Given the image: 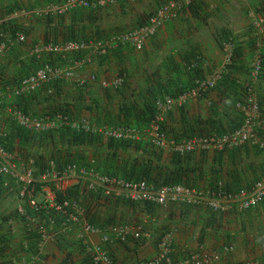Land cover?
Listing matches in <instances>:
<instances>
[{
  "label": "crops",
  "instance_id": "obj_1",
  "mask_svg": "<svg viewBox=\"0 0 264 264\" xmlns=\"http://www.w3.org/2000/svg\"><path fill=\"white\" fill-rule=\"evenodd\" d=\"M54 1L60 0H0V16L3 15L0 18V43L3 40L7 42V48L0 53V84H8L0 86V111L5 118L11 117L10 113L15 108L42 115L70 101L81 104L84 108L82 115L97 122L98 127L125 125L136 129L138 137L133 139L140 140L142 146L151 140L149 128L154 119H150L151 103L161 96L170 95L179 80L186 81L188 76H195L196 60H200L198 66L206 75L210 70L222 67L226 59L222 46L231 33L243 47L239 49L236 67L230 76L235 80L233 83L243 85L247 73L241 64L246 66L251 56L247 40L252 33L250 30H254L251 23H254L256 14L253 11L264 10V0H195L192 6H187L179 16L168 21L159 33L149 37L142 49L122 43L98 50L91 47L95 42L108 41L114 35L139 27L167 0H118L115 4L103 6H77L61 15V28L57 26L53 31L55 22H47L36 30L32 29L36 23L33 17L22 19L25 8ZM9 10L10 14H7ZM61 29L63 34H60ZM73 30L79 41L88 43L90 47L65 56L36 51L39 43L68 41ZM261 30L260 49L264 55V27ZM47 31L48 35H45ZM20 33L25 34V41L16 38ZM43 64L73 70L75 79H82L85 83L78 85L76 81L66 80L67 85L57 98L49 93V88L46 89L49 83L20 96L11 92V87L18 85L20 76L34 72ZM118 77H122L123 82L115 87ZM233 83L227 89L207 91L197 99L190 98L183 106H173L162 123L168 140L164 147L149 143L147 149L137 148L133 141L130 145L109 148L101 145L102 142L87 145L71 143V159L81 161L85 155L86 159L96 163L98 169L105 167L111 170L115 152L124 160L139 156L140 162L143 159L150 161V175L157 176L160 181L166 179L167 173H180L183 164L184 167L196 166V172L204 175V182L215 172L231 190L252 185L264 174V117L257 132L260 142L248 141L238 149V146L225 150L198 149L188 161L176 162L177 151L173 142L186 140L182 139V130L195 128L204 131L205 127L209 130L213 127V119L226 126L243 122L231 103L239 97ZM258 92L264 110V80L258 85L257 95ZM228 119L232 122L228 123ZM0 123L3 122L0 120ZM59 144L62 147V143ZM202 150L206 151L204 155ZM32 161L35 163L34 159ZM9 179V186L2 184L0 187V264H88L77 245L81 242L85 246L82 237L84 216L80 221L70 223L61 216L58 221L50 220L49 224L40 217H14L13 211L23 215L26 210L19 186ZM83 184L84 180L78 182L68 178L59 188L66 191L78 185L81 202L84 194H102L101 200L105 199V204L101 200L102 204H88L91 206L87 220L110 235L111 241L104 245L117 264H146L158 254V244L163 235L173 229L172 264L204 253L213 255V260L206 264L264 263V200L253 208H232L221 213L202 204L146 202L131 206L123 203L121 198L108 196L102 190L87 189ZM42 197L41 193L38 194L39 200ZM121 206L126 207L123 214ZM20 207H23L22 211ZM155 211H159L158 216ZM112 214H115L113 219ZM117 223L140 226L142 239L118 237L110 229ZM88 239L100 243L101 236L93 234Z\"/></svg>",
  "mask_w": 264,
  "mask_h": 264
},
{
  "label": "built area",
  "instance_id": "obj_2",
  "mask_svg": "<svg viewBox=\"0 0 264 264\" xmlns=\"http://www.w3.org/2000/svg\"><path fill=\"white\" fill-rule=\"evenodd\" d=\"M115 0H63L59 4H49L41 10H36L35 14H58L64 13L69 8L77 6L96 7L103 6ZM182 0H169L162 5L154 14H152L141 27L130 31L112 36L108 41H100L94 43L91 47L98 50H106L109 45L129 43L137 48H141L147 38L156 34L163 23L175 17L178 10L181 9ZM254 25L256 28L264 26V14H256ZM1 36L4 37L3 34ZM19 41H25L26 36L23 33L17 34ZM233 42H225L224 50L227 58L230 59L234 50ZM90 47L88 43L77 40H68L61 43H45L37 46V52H50L65 56L66 53L83 50ZM7 48V42L3 40L0 43V53ZM262 70V59L258 57L254 61L252 76L257 79ZM72 70H62L54 68L51 65H44L38 68L34 73L25 76L16 86L11 87V92L20 96L24 92L35 91L43 87L59 77H72ZM221 72L216 71L211 76L205 78L200 84L192 88L188 93L181 94L178 97L166 95L156 99V114L153 124L149 128V136L151 142L159 147H164L168 143L167 135L162 130V123L165 115L172 109L174 105H183L188 95H199L201 92L213 88L221 78ZM81 82V80H79ZM123 82V78H117L115 84L118 86ZM106 83V82H105ZM250 85V84H249ZM49 92H53L52 88ZM238 108L243 115L242 124L234 130L224 134H212L205 136H194L181 142H173L174 149L180 153H187L197 149H218L237 147L248 141L258 143V127L263 121L261 105L259 97L251 86L244 100L237 103ZM11 120L30 131L45 132L52 129H58L63 126H71L75 129L87 132L103 133L106 136L137 138L138 132L130 127H113L101 128L96 122H92L85 116L79 118H71L70 116L58 112L54 114L33 115L26 113L20 108L11 111ZM9 114V115H10ZM5 120L3 111H0V120ZM262 146V145H261ZM21 158L17 157L13 151L8 150L3 143L0 142V173L4 178L3 184L10 185V179L20 185L21 199H28V203L33 209L38 210L41 207L55 208L67 222L80 221L84 216L83 223V239H85V252L91 258L93 264H117L108 253L105 243L110 242V235L92 222L87 220L88 215L86 207L82 206L79 197L70 199L66 196L62 200H58V191L63 181L68 178H74L78 182L84 180L83 186L90 190H102L108 196H116L123 200L132 202H152L156 204L166 205L175 203H185L189 205H206L214 212H226L232 208L239 210L253 208L258 206L264 200V174L249 187H242L238 191L233 192L226 190L224 184L218 181V184L211 189H197L182 184H164L156 185L146 179L128 180L126 178L113 176L111 174L102 173L94 167L79 166L76 162L67 163L63 169L56 170V163L51 162L50 167L45 171L38 173L34 164L29 165L21 163ZM33 162V161H32ZM52 182V184H51ZM42 194V199H38V194ZM23 207H20L22 211ZM110 229L115 232L118 237L125 238L132 236L135 240H141L143 230L134 223H117L111 225ZM175 229L167 231L158 244V254L146 264H172L171 258L172 243ZM99 234L101 236L100 243L91 242L88 238L90 235ZM213 260V255L209 253L192 255L190 258L177 262L176 264H206ZM238 264H257L253 261H244ZM264 264V263H263Z\"/></svg>",
  "mask_w": 264,
  "mask_h": 264
},
{
  "label": "trees",
  "instance_id": "obj_3",
  "mask_svg": "<svg viewBox=\"0 0 264 264\" xmlns=\"http://www.w3.org/2000/svg\"><path fill=\"white\" fill-rule=\"evenodd\" d=\"M190 5L191 6L193 5L192 2H190ZM7 14H10V10L7 12ZM251 31H252V33L249 35V38L247 40V47L251 51L250 52L251 56H254L256 54V50H258L260 35L257 33V28H254V30H251ZM70 37L71 38H69V40H77V41L80 40L79 38H77L75 30H73V34ZM234 44H235V46H234V50H233L232 61L230 64L227 65V69H226L225 74H223V76H221V78L218 80L217 84L213 88H209V89L201 92V94H199L200 96L206 95L209 91H212V90L221 91L222 89H227V88H229L230 84H232L235 81L234 78H232V76H230V75L236 67V64H235V61L237 60L236 57L239 53V49L242 48L243 45H241L240 42H238V43L236 42ZM75 51H81V50H75ZM261 59H262V70L260 72V76L257 79H254L252 76V70H253L254 63L251 62L253 64L247 69L248 73H247V76H244L243 85H242V83H237V84L233 83L234 87L236 86V89H234V90H235L236 94H239V97L232 100L231 103L233 104L237 115H239L242 118H243V115H242L241 110L238 108L237 103L239 101L245 99V96L248 93L249 87L252 86L255 91H258V85H259L260 81L264 80V59H263V57H261ZM199 61L200 60H196V63H197L196 68L197 69L194 70L195 76H193V75L188 76L186 81L179 80L178 83L176 84L175 89H172V91L170 92L171 96L178 97L181 94H184V93L190 91L192 88H194L195 86L200 84L207 77L206 74L204 73V71L200 70V68L198 66ZM38 68H40V67H38ZM34 72L26 74L25 76H28ZM25 76H23V75L20 76L18 83ZM11 83H12V81H10V84ZM7 85H8L7 83L0 84V86H2V87L7 86ZM48 85L46 86V89L52 88L53 92L51 94L55 98H57V97L61 96L63 87H64V85H67V81L65 79H58L54 82L49 83ZM231 87L233 88V86H231ZM258 97L260 100L262 116L264 117L262 99H261V95L259 94V92H258ZM89 106L90 105H88L87 107L89 108ZM150 106H151L149 109L150 119L152 120V118L155 117V114H156L155 103L154 102L151 103ZM83 110H84V108L81 104L76 105L73 102L69 101V102H65V103L58 105L56 108L54 107L51 111L46 112L45 114H54V113L62 112L64 114L70 116L71 118H79L81 116H84V115H82ZM25 112H28V111L25 110ZM45 114H42V115H45ZM86 118H88V117H86ZM89 119L91 120V118H89ZM2 122L3 123H0V142L3 143L4 146L8 150H12V151H16V152L18 151V153H20L25 158L26 157H33L35 160L34 165L36 166L38 173H41V172L45 171L47 168H49L51 162L56 163V170L63 169V167L67 163H70V162H76L77 164H79V166L95 167L96 169H98V167L96 166V163L86 159L87 157L85 155L81 161L72 160L71 159V151H70L71 143L87 145V144H93L95 142L96 143L102 142V143H100L101 145H103V146L105 145L109 148V147L118 146L120 144L130 145V144H132V141H133L137 148L142 147L143 149H147L149 143L152 145L151 140H148V143L146 142L147 144L146 145L144 144L145 146H142V143H140V140H138V139L126 138V137H115V136H104L100 133L87 132L84 130L75 129L71 126H63V127L59 128L58 130H50L48 132L46 131L44 133H38V132L30 131L24 127H21L9 119L2 120ZM227 122L228 123L232 122V120L228 119ZM241 122H239L237 124L229 123V125L226 126L222 122L219 123V121L217 119H213L212 123H211V125L213 127L209 130H208V127H205L206 129L204 131H197V129H195V128L182 130V139H187V138H191L194 136L224 134V133H227V132L234 130L237 127H239L242 124ZM122 126L128 127L125 125H122ZM164 129H166V127H164ZM167 132L169 133V130ZM59 143H62V147L60 146ZM65 143H69V145L65 146ZM240 147L241 146H238L237 149ZM242 147H243V145H242ZM234 148L236 149V147H234ZM226 149H228V148H226ZM231 150H233V149H231ZM194 151H196V150L189 151V152L183 153V154L180 152H177L176 153V159H177L176 162L182 163V162L188 161L189 159L192 158V154ZM36 152H39V153H36ZM201 153L204 155L206 153V151L202 150ZM117 155L118 154L114 152V156H116V159L114 161H111V163H110L111 166L113 167V169L109 170V169H106L104 167V168H100L98 170L102 173H107V174H111L113 176L126 178L128 180L146 179L149 182L154 183L156 185L182 184V185L197 188V189H211V188H214L218 184V181H221L223 183L222 178L220 176H218L217 174H215V172H212L211 176L206 177V181L204 182V179H203L204 175L202 173L198 174L196 172L197 171L196 166L184 167L183 164L181 166L183 168H182V171L180 173L174 174V171H173V174L167 173L166 179L160 181V179H158L157 176H151L150 175L151 167H152V164L150 161H148V160L145 161V159H143L140 162L139 156L129 157L127 160H124L123 158H121ZM202 159H204V158H202ZM104 164H106V162ZM179 176H181V177H179ZM192 176H193V178H191ZM259 179L260 178H258L257 180H259ZM4 180H6V179L0 173V187L1 188L3 186L2 184H3ZM257 180H255V182ZM255 182L253 181V184ZM249 186H251V185H249ZM249 186L247 185L244 187H249ZM224 188L226 190L233 191V192H236L240 189L239 188L237 190H231L226 185H224ZM57 194H58L57 199L59 201L62 200L64 196H66L70 199L77 198L79 195V186L74 185V186L68 188L64 192L58 191ZM101 196H102V194H100V193H98V194L90 193L89 194L88 202L86 201V203H85V205H87L86 210H87L88 214H89L90 206H91V205L88 206V204L96 203L101 198ZM23 201H24L26 213H24L22 215L17 210H15L11 213L12 215H14V217L19 216V217H22L24 219L26 218V215H29L32 217H40L44 222L49 224L50 220L56 219L58 221L62 216V213H60V211H58L55 208L41 207L38 210H35L28 203V199H23ZM121 202H122V200L120 201V203ZM123 203L129 204L132 206V205H137V204L144 203V202H132L129 200H123ZM181 204H185V203H181ZM187 205H189V204H187ZM91 210H93V209H91ZM112 215L113 216L111 217V219H113V217H115V214H112ZM80 243L77 245L79 246L80 250L83 252L87 263L93 264L91 261V258L85 252V246L83 244H80Z\"/></svg>",
  "mask_w": 264,
  "mask_h": 264
},
{
  "label": "rangeland",
  "instance_id": "obj_4",
  "mask_svg": "<svg viewBox=\"0 0 264 264\" xmlns=\"http://www.w3.org/2000/svg\"><path fill=\"white\" fill-rule=\"evenodd\" d=\"M169 0H167L164 4H166L167 2H168ZM194 1L195 0H182L181 1V9L180 10H178V12H177V15L175 16V17H173V18H171V19H168V20H166L164 23H163V25L158 29V31L156 32V34L157 33H159L160 31H161V29L163 28V26L168 22V21H170V20H173L174 18H176L177 16H179L180 15V12L184 9V8H186L187 6H189L190 5V2H192V4L194 3ZM62 2V0L61 1H54V2H48V3H46V4H44V5H37V7H34V8H25L26 10H25V13H24V16L22 17V19H24V17L26 16H31V17H33L32 19H34V20H36V23H34L33 24V27H32V29H40V26H43V25H45L47 22L48 23H50V22H55V28L54 29H52L51 31H53V30H55L56 28H57V26H58V29L59 28H61V22H62V20H63V16H61V15H63L64 13H66V12H68L71 8H69V9H67L64 13H58L57 15H55V14H51V15H48V14H41V15H37V14H35V11L36 10H41L42 8H44L45 6H47V5H49V4H59V3H61ZM118 2V0H115L114 2H110V3H107V4H115V3H117ZM163 4V5H164ZM160 8V7H159ZM158 8V9H159ZM157 9V10H158ZM157 10H155L152 14H154ZM253 13L254 14H264V10H261V9H259V11H257V10H255V11H253ZM151 14V15H152ZM55 16H57V17H55ZM52 17V18H51ZM150 17V16H149ZM0 18H3V15L2 16H0ZM50 18H51V20H50ZM28 19L29 20H31V18L30 17H28ZM146 23V22H145ZM145 23H143L142 25H144ZM254 23H251V25H253ZM142 25H140L139 27H141ZM139 27H135V28H133V29H130V30H127V31H124V32H130V31H133V30H135V29H137V28H139ZM253 27L254 28H256L254 25H253ZM264 26H262V27H258L257 28V31H258V29H259V32H257L259 35H261V29L263 28ZM31 29V30H32ZM251 31V30H250ZM55 32H57V31H55ZM63 31H62V29H61V31H60V34H63L62 33ZM124 32H122V33H124ZM66 33V32H65ZM45 35H48V31L45 33ZM52 35H54V33H52ZM155 35V34H154ZM154 35H152V36H154ZM152 36H150V37H152ZM230 36L231 37H227V39H226V42H233V43H238L239 41H237L236 39H235V37H234V35L231 33L230 34ZM264 38V37H263ZM148 39V38H147ZM147 41V40H146ZM146 41H145V43H146ZM242 41V40H241ZM94 42V41H93ZM225 42V40H223V43ZM96 43V42H95ZM145 43L143 44V46L141 47V48H137V49H142L143 47H144V45H145ZM43 44H45V43H39V44H37V46H41V45H43ZM129 44V43H128ZM261 44H262V38L260 37V40H259V44H258V50H256V54L254 55V56H249L250 58V60H249V62L247 63V65L245 66L244 64H241L243 67H245L246 68V73H248L247 72V69L254 63V61L258 58V57H263V59H264V55H263V52L261 51ZM133 46V45H132ZM235 46V45H234ZM135 47V46H134ZM222 52H224V55H225V63H224V65L222 66V67H219V68H214V69H212V70H210L209 71V73H208V75H206L207 77H209V76H211L213 73H215L216 71H220L221 72V75L223 76V74H225V72H226V69H227V65L228 64H230L231 63V61H232V57L230 58V59H228L227 58V54H226V51L224 50V44H223V46H222ZM39 53H43V52H39ZM50 53V52H49ZM253 60V61H252ZM251 62H253V63H251ZM203 63H204V61H203ZM60 67V66H59ZM73 71V70H72ZM75 77V76H74ZM74 77H59V78H61V79H65V80H68L69 82H73L74 83ZM93 77V76H92ZM206 77V78H207ZM118 78H120V77H118ZM92 79H96V76H94ZM117 79V78H116ZM115 79V80H116ZM56 80H58V79H55V80H53V82L54 81H56ZM76 84V83H75ZM114 86L115 87H119V85L117 86L116 84H115V82H114ZM73 86H71V88H72ZM77 88V87H76ZM80 89V88H79ZM189 92V91H188ZM188 92H186V93H188ZM161 97H163V96H161ZM173 97V96H172ZM200 97V95H188L187 96V98H186V101H185V103L190 99V98H194V99H197V98H199ZM160 98V97H159ZM184 103V104H185ZM183 104V105H184ZM183 105H181V106H183ZM175 106V105H174ZM178 106V105H177ZM173 108V107H172ZM170 112H171V110H170ZM169 111L166 113V115H165V118H164V121L166 120V117H167V115L170 113ZM6 120V119H5ZM97 123V122H96ZM59 129V128H58ZM58 129H52V130H58ZM48 131H50V130H48ZM47 131V132H48ZM46 132V131H45ZM257 132H258V130H257ZM38 133H44V132H38ZM100 134H102V135H104L102 132L100 133ZM104 136H106V135H104ZM90 148V147H89ZM211 149V148H210ZM10 151H12V150H10ZM14 152V154H16V156L17 157H19V158H21V161L23 162V163H25V164H29V165H32V164H34V162H32V160L34 159V158H32V157H24V156H22L20 153H18V151L16 152V151H13ZM95 168V167H94ZM15 182V181H14ZM18 186H19V188H18V190H20V185L17 183V182H15ZM52 183V182H51ZM84 193H85V189H84ZM89 197V193L88 194H84V197H83V200H82V204H83V206H85L84 204L86 203V201L88 202V198ZM100 200H101V198L97 201V202H100ZM106 200L105 199H103V200H101V202H105ZM100 202V203H101ZM145 203V202H144ZM102 204V203H101ZM105 204V203H104ZM99 206V205H98ZM137 206H140V204H137ZM121 213L124 211V210H126V207H124V206H121ZM126 212V211H125ZM158 213H159V211H155L154 212V214H156L157 216H158ZM123 214V213H122ZM86 217H87V219H88V215H86Z\"/></svg>",
  "mask_w": 264,
  "mask_h": 264
},
{
  "label": "clouds",
  "instance_id": "obj_5",
  "mask_svg": "<svg viewBox=\"0 0 264 264\" xmlns=\"http://www.w3.org/2000/svg\"><path fill=\"white\" fill-rule=\"evenodd\" d=\"M44 66V65H43ZM62 69V68H61ZM63 70V69H62ZM64 70H66V69H64ZM72 77H74L73 75H72ZM66 78V77H65ZM57 79H59V78H57ZM74 79H75V77H74ZM79 80H81V82L79 81ZM74 81H76V83L77 84H79V85H81V84H83V83H85V81L84 82H82L83 80L82 79H75ZM51 82H53V81H51ZM51 82H49V83H51ZM50 89V88H49ZM49 91V90H48ZM50 93V92H49ZM52 93V92H51ZM174 97V96H173ZM27 113V112H26ZM82 117V116H81ZM6 119V118H5ZM87 119H89V118H87ZM4 120V119H3ZM90 120V119H89ZM91 121V120H90ZM93 133H95V132H93Z\"/></svg>",
  "mask_w": 264,
  "mask_h": 264
}]
</instances>
